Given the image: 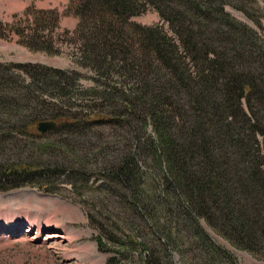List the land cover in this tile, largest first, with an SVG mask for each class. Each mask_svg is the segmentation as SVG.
<instances>
[{"label":"trees","instance_id":"16d2710c","mask_svg":"<svg viewBox=\"0 0 264 264\" xmlns=\"http://www.w3.org/2000/svg\"><path fill=\"white\" fill-rule=\"evenodd\" d=\"M73 3V13L80 20L75 33L82 41L83 54L89 56V61L82 63L101 74L115 73L132 83L123 82L104 90L102 113L83 115L92 119L70 114L69 108L55 114L59 119L65 118L62 117L65 113L69 118L67 127L76 126L77 122L81 126L62 130L61 135L68 136L65 143L76 142L69 132L84 133L93 123L117 120L125 105L135 108L136 117L146 112L151 119L155 136L142 140V145L149 141L154 149L157 172H161L156 179L166 183L162 191L168 194L165 200H172L179 216L173 218L169 212L167 227L155 220L159 211L153 205L155 199L143 197L141 160H136L135 154H128L118 163L113 161L108 174L114 184L133 197L136 211L151 229L150 235L165 241L160 255L148 250L145 264H172L166 246L179 240L176 232L181 231L180 227L200 230L197 237L209 238L200 218L230 240L234 239L241 248L255 254L264 250V32L230 15L225 6L231 4L250 18L255 12L246 8L244 0L237 3L230 0H76ZM149 6L159 9L161 17L169 23L171 34L159 25L144 26L131 21ZM37 16L39 19L50 17L46 21L55 25L59 22L54 10L39 11ZM30 33L26 43L31 48L53 52L47 46L50 41L45 35L38 37L40 42L34 47L31 39H38ZM16 67H23L30 77L25 89L36 88L38 95L73 89L77 76L41 64ZM8 77L0 75V120L14 114L8 92L4 91L8 90ZM183 97L187 98V107L180 104ZM136 101H141L139 106ZM106 108L109 109L104 111ZM39 117L29 119L30 130L25 132L31 136V128H35ZM129 125L135 123L130 120ZM84 127L87 128L84 130ZM79 143L86 148L89 140ZM21 166L22 169L15 166L6 172L0 171V190L42 185V177H34L38 174L26 164ZM71 170L80 174V170L73 167ZM54 171L47 168L45 173ZM64 171L61 168L57 172ZM239 172L248 174V180L236 178ZM226 174L230 176L226 178ZM171 203L165 202L164 208L168 210ZM105 233L109 242L118 240L109 230ZM101 240L98 244L102 247ZM133 245L135 250L148 247L142 237L131 244V250ZM216 249L214 253L221 252ZM222 252L226 259H232L227 251ZM116 261L108 258L109 264Z\"/></svg>","mask_w":264,"mask_h":264},{"label":"rangeland","instance_id":"374dc122","mask_svg":"<svg viewBox=\"0 0 264 264\" xmlns=\"http://www.w3.org/2000/svg\"><path fill=\"white\" fill-rule=\"evenodd\" d=\"M75 1L0 0V75H9L8 90L4 91L8 92L7 98L14 112L0 120V171L6 172L15 166L22 169L21 164H26L38 174L34 177H42L40 186L0 190V264H109L110 257L117 260L116 264H145L149 249L160 255L164 239L150 235L151 229L136 211L133 197L114 184L108 175L112 164L124 161L130 153L136 155V160H141L143 197L155 199L153 205L159 211L155 220L167 227L169 212L173 218L179 216L172 200H165L168 194L162 191L166 183L161 178L156 179L161 172H157L154 149L149 141L142 145L144 139L155 136L146 112L136 117L135 108L125 105L123 114L115 121L105 119L103 123H93L84 133L69 132L76 140L74 143H65L68 136L61 135L65 128L72 130L81 126L77 122L76 126L67 127L69 118L63 113L65 118L58 119L57 111L62 113V109L69 108L70 114L79 117L91 112L101 114L104 106L101 93L115 84L132 83L115 73L101 74L82 63L89 61V56L83 54L82 41L75 33L80 22L73 13ZM230 1L237 3L239 0ZM244 1L246 8L255 12L254 17H248L231 4L226 5L225 10L263 33L264 0ZM48 10L57 13L59 22L56 25L46 21L50 17L38 18L37 12ZM131 21L144 26L159 25L165 32L172 33L169 23L153 6L133 16ZM30 32L37 39L45 35L50 41L47 46L53 52L31 48L26 43ZM31 40L34 47L38 46L39 39ZM19 64H41L68 71L72 77L77 75L73 89L48 91V96L38 95L36 88L25 89L30 77L23 67H16ZM139 102H135L136 106ZM186 102L187 98L183 97L180 104L185 106ZM29 105L32 109H27ZM32 116H38L36 121L39 122L56 120L58 129L55 127L41 134L37 122L35 128H31V136L25 130H30L28 122ZM83 119L92 118L85 116ZM130 120L136 126H130ZM84 139L89 140L86 148L79 143ZM72 167L80 170V174L70 171ZM47 168L55 171L46 174ZM61 168L65 171L58 173ZM248 176L242 172L235 174L236 178L247 180ZM53 189L56 192H52ZM165 202H172L171 207L168 204V210L163 206L167 205ZM199 222L209 238L197 237L200 230L180 227L181 231L176 232L179 240L166 246L172 264H264V250L255 254L241 248L204 218ZM107 230L118 240L109 242ZM141 237L148 247L140 251L133 245L131 250V244ZM101 238L102 247L98 244ZM211 243L214 246H210ZM216 247L221 252L214 253ZM222 250L231 254L232 259H226Z\"/></svg>","mask_w":264,"mask_h":264},{"label":"water","instance_id":"95a60500","mask_svg":"<svg viewBox=\"0 0 264 264\" xmlns=\"http://www.w3.org/2000/svg\"><path fill=\"white\" fill-rule=\"evenodd\" d=\"M58 125L56 120H44L38 123V131L40 133H46L54 129Z\"/></svg>","mask_w":264,"mask_h":264},{"label":"bare ground","instance_id":"6f19581e","mask_svg":"<svg viewBox=\"0 0 264 264\" xmlns=\"http://www.w3.org/2000/svg\"><path fill=\"white\" fill-rule=\"evenodd\" d=\"M10 228V227H9Z\"/></svg>","mask_w":264,"mask_h":264}]
</instances>
